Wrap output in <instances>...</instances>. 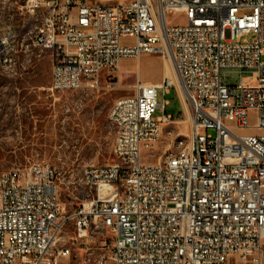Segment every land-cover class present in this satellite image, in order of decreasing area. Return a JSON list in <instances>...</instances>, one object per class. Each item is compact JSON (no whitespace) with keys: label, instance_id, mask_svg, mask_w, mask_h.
Listing matches in <instances>:
<instances>
[{"label":"built area","instance_id":"obj_1","mask_svg":"<svg viewBox=\"0 0 264 264\" xmlns=\"http://www.w3.org/2000/svg\"><path fill=\"white\" fill-rule=\"evenodd\" d=\"M21 11L41 20L30 40L51 53L53 94L97 88L102 78L111 89L124 60L162 55L192 116L189 134L146 163L142 150L177 123L169 101L158 103L173 83H139L117 99L109 115L117 162L85 168L79 182L94 196L70 213L50 165L0 174V264H69L71 249L58 245L69 224L80 239L92 225L109 230L106 264H263L264 135L237 132L264 133V0H24ZM15 37L0 29L6 72L23 48Z\"/></svg>","mask_w":264,"mask_h":264},{"label":"rangeland","instance_id":"obj_2","mask_svg":"<svg viewBox=\"0 0 264 264\" xmlns=\"http://www.w3.org/2000/svg\"><path fill=\"white\" fill-rule=\"evenodd\" d=\"M114 4L121 0H85ZM24 0H0V29L11 27L19 43L18 68L0 67V174L45 163L58 174V194L67 213L73 212L94 195L79 182L85 168L112 165L115 129L109 115L114 102L133 95L137 84H161L165 67L174 79L170 94L158 91V103L177 123L164 128L160 139L142 150L146 163H157L173 149L175 136L189 134L192 111L181 90L173 60L162 55H143L139 60H124L118 72L117 86L109 89L102 78L97 88L71 93L49 91L53 61L51 53L31 45L30 36L40 18L21 11ZM171 23L183 24L184 18L169 17ZM253 39V36L248 38ZM264 63V58L262 59ZM167 65V66H166ZM174 71L173 75L171 72ZM244 74L243 76H248ZM173 76V77H172ZM228 81L240 76L227 75ZM175 80V81H174ZM163 115L157 110L154 117ZM256 125L251 115L250 126ZM178 129V130H177ZM174 132V136L169 134ZM238 135H264L259 131H239ZM89 236L77 238L73 224L60 234L58 245L71 249L69 264H106L112 246L108 229L92 225ZM264 262V259H263ZM227 264H245L232 257ZM251 264V263H247ZM264 264V263H263Z\"/></svg>","mask_w":264,"mask_h":264},{"label":"bare ground","instance_id":"obj_3","mask_svg":"<svg viewBox=\"0 0 264 264\" xmlns=\"http://www.w3.org/2000/svg\"><path fill=\"white\" fill-rule=\"evenodd\" d=\"M6 29H11V27H7ZM167 66V65H166ZM17 68H18V64H17V62H16V57H8V71H15V70H17ZM170 68L168 67V69L165 67V70H164V75H165V80H170L172 83H173V79H174V77H173V79L171 78V76H170V70H169ZM176 71V70H175ZM173 75H175L174 74V71L173 72H171ZM177 73V72H176ZM178 76V75H177ZM175 81V80H174ZM182 90V89H181ZM183 96H184V92H183ZM185 97V96H184ZM186 98V97H185Z\"/></svg>","mask_w":264,"mask_h":264},{"label":"crops","instance_id":"obj_4","mask_svg":"<svg viewBox=\"0 0 264 264\" xmlns=\"http://www.w3.org/2000/svg\"><path fill=\"white\" fill-rule=\"evenodd\" d=\"M4 29H5V27H4ZM163 79H164V77H163Z\"/></svg>","mask_w":264,"mask_h":264}]
</instances>
